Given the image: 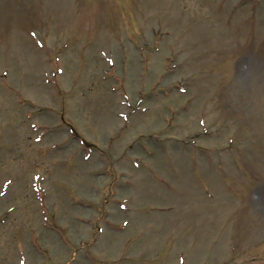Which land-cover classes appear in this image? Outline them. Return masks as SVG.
<instances>
[{
    "label": "rangeland",
    "instance_id": "374dc122",
    "mask_svg": "<svg viewBox=\"0 0 264 264\" xmlns=\"http://www.w3.org/2000/svg\"><path fill=\"white\" fill-rule=\"evenodd\" d=\"M0 264H264V0H0Z\"/></svg>",
    "mask_w": 264,
    "mask_h": 264
}]
</instances>
